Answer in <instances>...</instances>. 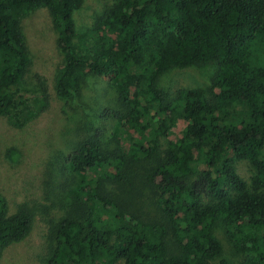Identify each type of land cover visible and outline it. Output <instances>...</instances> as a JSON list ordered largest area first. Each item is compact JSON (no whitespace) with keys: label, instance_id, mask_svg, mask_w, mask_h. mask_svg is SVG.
Wrapping results in <instances>:
<instances>
[{"label":"trees","instance_id":"1","mask_svg":"<svg viewBox=\"0 0 264 264\" xmlns=\"http://www.w3.org/2000/svg\"><path fill=\"white\" fill-rule=\"evenodd\" d=\"M83 1L0 0V116L22 124L25 80L38 111L49 106L23 26L42 9L63 60L56 95L69 103L106 77L117 102L99 118L116 133L93 128L51 165L66 207L47 228L43 264H231L219 259V229L244 264H264V0H113L79 36ZM207 65L208 89L159 86L173 69ZM35 212H10L0 196V255Z\"/></svg>","mask_w":264,"mask_h":264},{"label":"rangeland","instance_id":"2","mask_svg":"<svg viewBox=\"0 0 264 264\" xmlns=\"http://www.w3.org/2000/svg\"><path fill=\"white\" fill-rule=\"evenodd\" d=\"M112 3L113 0H84L74 13L78 35L83 36L92 29L97 18ZM23 24L30 61L29 74H38L47 82L50 102L45 111L39 112L40 98L35 85L32 79L25 80L23 84L28 102L22 109V124L16 125L7 117L0 116V196L5 198L10 212L25 204L36 209L30 232L20 242L4 248L0 264H43L47 228L66 207L60 204L64 199L52 184L51 165L61 164L63 156L90 135L93 128L103 129L105 138L117 132L114 122L99 119L101 105L117 106L114 89L108 84L110 80L106 77L89 80L81 98L66 103L56 95L53 83L63 60L48 12L38 10ZM213 75L214 67L208 65L177 68L163 75L159 86L170 93L178 88L208 89ZM236 169L239 176L249 183L253 174L249 163L238 162ZM65 191L70 192L69 188ZM215 236L223 247L219 259H226L231 264H244V254L233 249L221 229Z\"/></svg>","mask_w":264,"mask_h":264}]
</instances>
